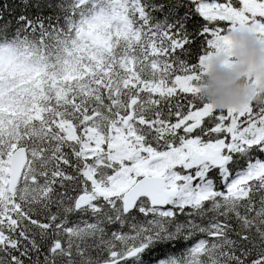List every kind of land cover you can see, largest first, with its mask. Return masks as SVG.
<instances>
[{
    "label": "snow or ice",
    "instance_id": "1",
    "mask_svg": "<svg viewBox=\"0 0 264 264\" xmlns=\"http://www.w3.org/2000/svg\"><path fill=\"white\" fill-rule=\"evenodd\" d=\"M21 4L0 3V264H264V78L241 108L200 90L230 32L264 43V0Z\"/></svg>",
    "mask_w": 264,
    "mask_h": 264
},
{
    "label": "clouds",
    "instance_id": "2",
    "mask_svg": "<svg viewBox=\"0 0 264 264\" xmlns=\"http://www.w3.org/2000/svg\"><path fill=\"white\" fill-rule=\"evenodd\" d=\"M232 54L219 53L209 61L200 90L202 96L218 110L241 108L255 99L257 89L248 82V77L264 78V43L254 33L233 31ZM233 57L238 63L233 62Z\"/></svg>",
    "mask_w": 264,
    "mask_h": 264
},
{
    "label": "trees",
    "instance_id": "3",
    "mask_svg": "<svg viewBox=\"0 0 264 264\" xmlns=\"http://www.w3.org/2000/svg\"><path fill=\"white\" fill-rule=\"evenodd\" d=\"M4 2H7L13 5V15L14 16H18L23 11L21 0H0V3H4ZM27 14L33 15L34 11L29 10ZM202 23L203 21L199 17H194L188 25L189 31H194L198 29ZM199 53H200V40L197 39L195 43L191 46V56L187 58L188 62L189 63L197 62V56ZM157 255L159 254L146 255L144 258L146 264H153Z\"/></svg>",
    "mask_w": 264,
    "mask_h": 264
}]
</instances>
